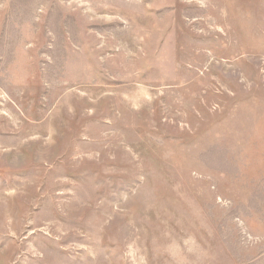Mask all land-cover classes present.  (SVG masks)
Masks as SVG:
<instances>
[{
  "label": "rangeland",
  "instance_id": "obj_1",
  "mask_svg": "<svg viewBox=\"0 0 264 264\" xmlns=\"http://www.w3.org/2000/svg\"><path fill=\"white\" fill-rule=\"evenodd\" d=\"M0 264H264V0H0Z\"/></svg>",
  "mask_w": 264,
  "mask_h": 264
}]
</instances>
